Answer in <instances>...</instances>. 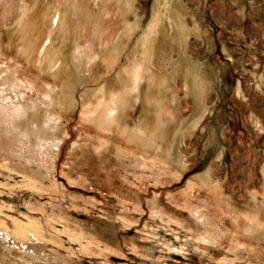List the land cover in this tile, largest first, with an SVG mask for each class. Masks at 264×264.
<instances>
[{"label": "rangeland", "instance_id": "374dc122", "mask_svg": "<svg viewBox=\"0 0 264 264\" xmlns=\"http://www.w3.org/2000/svg\"><path fill=\"white\" fill-rule=\"evenodd\" d=\"M258 256L264 0H0V264Z\"/></svg>", "mask_w": 264, "mask_h": 264}, {"label": "bare ground", "instance_id": "6f19581e", "mask_svg": "<svg viewBox=\"0 0 264 264\" xmlns=\"http://www.w3.org/2000/svg\"><path fill=\"white\" fill-rule=\"evenodd\" d=\"M59 2V1H58ZM101 2V1H100ZM102 3V2H101ZM126 3H130V0H126ZM108 5V4H107ZM104 6V4H102V7ZM104 7H106V4H105V6ZM161 16V15H160ZM179 17H181L180 15L178 16V15H174V19H173V21H171V19H172V17L169 19L170 20V28H169V30H171V32L172 33H177L178 31H185L186 33H184V36H182V37H186L188 34H189V31H188V29H186V27L184 26V25H182V24H180V20H179ZM157 18V17H156ZM102 20V19H101ZM168 20V19H167ZM182 20V19H181ZM157 22H158V20H157ZM168 22V21H167ZM150 30V29H149ZM152 30V29H151ZM151 30L149 31V33H147V35H145V38H148V37H150V34H152L151 33ZM68 31V30H67ZM175 37V36H174ZM176 38V37H175ZM174 38V39H175ZM187 38V37H186ZM149 39V38H148ZM150 40V39H149ZM47 45V44H46ZM47 47V46H46ZM49 47V46H48ZM182 47V46H181ZM46 50V49H45ZM152 50V49H151ZM44 51V50H43ZM42 53V52H41ZM151 53H153L152 51H151ZM44 54V53H43ZM42 55V54H41ZM152 55V54H151ZM150 55V56H151ZM152 57V56H151ZM153 58V57H152ZM151 59V58H150ZM153 61V60H152ZM151 63V62H150ZM3 79H5V78H3ZM13 80V79H12ZM4 81H6L7 83H9V84H13V82L10 80V78H6ZM18 83V82H17ZM15 84H16V82H15ZM15 84H13V85H15ZM10 86V85H9ZM53 125V122L50 120V122L49 123H47V124H44L43 126H41V127H39L40 129H38V139L39 140H41L42 142H45V141H43V139H45V140H48V139H56L55 138V135L53 134V130H52V128H51V126ZM22 127V126H21ZM27 131V130H26ZM56 132V131H55ZM28 133V132H27ZM53 142V141H52ZM215 184V183H214ZM201 188H202V191H203V201H204V203H206V202H208V201H210V198H211V196H213L214 198V203H216V204H218V201H220V198H219V196H220V194H218L219 192H217L215 189V186H213L210 182L207 184L205 181L202 183V186H201ZM226 200V199H225ZM224 207H225V205H224ZM224 207H222V208H224ZM227 208V207H226ZM229 208V207H228ZM228 208H227V210H228ZM234 208V207H233ZM238 209V208H237ZM230 210V209H229ZM233 210V209H232ZM230 212H232V211H230ZM246 215H248V214H246ZM252 215V214H251ZM247 218H249V217H247ZM231 234H229V236H230ZM233 236H234V234H233ZM228 238V237H227ZM237 238V237H236ZM233 239V241H232V243L229 245V248L232 250V251H234V252H238V251H242V246H241V244H240V241L238 240V239ZM229 239V238H228ZM230 239H231V237H230ZM249 241V240H248ZM243 242V241H242ZM245 242V241H244ZM247 242V241H246ZM252 243V242H251ZM252 245V244H251ZM246 246V245H245ZM248 246V245H247ZM254 249V248H253ZM249 257V256H248ZM257 264H264V256H261V257H255V260H254Z\"/></svg>", "mask_w": 264, "mask_h": 264}]
</instances>
